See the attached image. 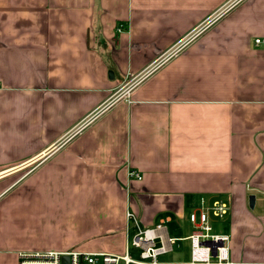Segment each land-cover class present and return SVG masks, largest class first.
Masks as SVG:
<instances>
[{"label": "crops", "instance_id": "0c3cea01", "mask_svg": "<svg viewBox=\"0 0 264 264\" xmlns=\"http://www.w3.org/2000/svg\"><path fill=\"white\" fill-rule=\"evenodd\" d=\"M202 200L221 264H264V0H0V264L122 253Z\"/></svg>", "mask_w": 264, "mask_h": 264}, {"label": "built area", "instance_id": "2783aa9c", "mask_svg": "<svg viewBox=\"0 0 264 264\" xmlns=\"http://www.w3.org/2000/svg\"><path fill=\"white\" fill-rule=\"evenodd\" d=\"M236 1V0H235ZM232 3L221 9L216 16L222 15ZM210 20L206 21L208 25ZM204 25L202 24L196 30L188 35V39L195 36ZM259 39H255L258 42ZM182 43L174 46L165 56L164 59L176 53ZM159 59V58H158ZM162 58L160 57L159 60ZM157 64V62H156ZM156 64L150 65L143 73L151 71ZM143 74L134 76L125 82L121 89L116 90L110 97V100L101 104L96 113L102 112L110 106L112 102L124 99L130 102L129 96L132 89L139 83ZM80 125L77 127L78 129ZM130 174L141 177L137 172L131 171ZM229 210V204L224 200H214L207 204L203 200L197 211L189 214V220L193 223V231L188 236L191 246V262L199 264H221L227 260L229 248V236L221 232H214L212 229L211 217H222ZM127 219L135 220L131 212L126 213ZM175 238L170 237L167 233L164 220H160L152 226L138 227L136 232L126 243L125 250L122 253L114 252H92L76 248L67 250H25L17 252V264H63V256H67L66 264H178L175 262L158 261L157 255L161 252L172 250V244ZM137 250L138 257L131 256L129 245ZM214 252V254H213ZM243 264H260V263H243Z\"/></svg>", "mask_w": 264, "mask_h": 264}, {"label": "rangeland", "instance_id": "374dc122", "mask_svg": "<svg viewBox=\"0 0 264 264\" xmlns=\"http://www.w3.org/2000/svg\"><path fill=\"white\" fill-rule=\"evenodd\" d=\"M193 223L188 221L187 224L183 225V220L177 221L172 220L171 222L167 223L168 234L172 236H181L184 233L186 226H190ZM129 237L132 235L130 232ZM130 241V238H129ZM190 241L189 239H175L172 244V250L168 252H161L157 255L158 261H180L184 259H190ZM129 252L131 256L138 257L137 250L130 244L129 245Z\"/></svg>", "mask_w": 264, "mask_h": 264}, {"label": "water", "instance_id": "95a60500", "mask_svg": "<svg viewBox=\"0 0 264 264\" xmlns=\"http://www.w3.org/2000/svg\"><path fill=\"white\" fill-rule=\"evenodd\" d=\"M253 202H254V196L250 195L249 196V206L252 207L253 206ZM214 254V252H213ZM67 262V256H63V264H66Z\"/></svg>", "mask_w": 264, "mask_h": 264}]
</instances>
